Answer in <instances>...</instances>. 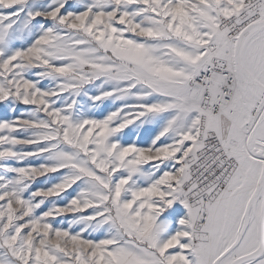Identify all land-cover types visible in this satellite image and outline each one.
<instances>
[{
    "label": "snow or ice",
    "instance_id": "1",
    "mask_svg": "<svg viewBox=\"0 0 264 264\" xmlns=\"http://www.w3.org/2000/svg\"><path fill=\"white\" fill-rule=\"evenodd\" d=\"M0 264H264V0H0Z\"/></svg>",
    "mask_w": 264,
    "mask_h": 264
}]
</instances>
